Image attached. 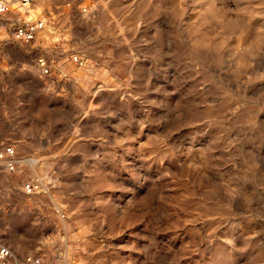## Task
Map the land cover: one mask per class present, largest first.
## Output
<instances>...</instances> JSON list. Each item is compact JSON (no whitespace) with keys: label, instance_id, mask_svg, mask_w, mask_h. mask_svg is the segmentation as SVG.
<instances>
[{"label":"rangeland","instance_id":"obj_1","mask_svg":"<svg viewBox=\"0 0 264 264\" xmlns=\"http://www.w3.org/2000/svg\"><path fill=\"white\" fill-rule=\"evenodd\" d=\"M27 13L48 27L0 49V145L39 163L0 175V239L45 264H264V0Z\"/></svg>","mask_w":264,"mask_h":264},{"label":"built area","instance_id":"obj_2","mask_svg":"<svg viewBox=\"0 0 264 264\" xmlns=\"http://www.w3.org/2000/svg\"><path fill=\"white\" fill-rule=\"evenodd\" d=\"M14 0H0V49L4 42L29 43L38 39L41 33L48 27L44 17L36 15L33 19H22L16 16L17 13L11 11V3ZM25 7H31L34 0H16ZM83 13H90L88 7L82 9ZM13 13L10 18L8 15ZM2 28H6L7 36L1 38ZM73 61L80 66L85 65V60L78 54L72 55ZM40 73L44 77L51 75L52 68L46 58L38 60ZM39 163V159L34 156H21L14 143H4L0 145V175H9L20 172L26 167H33ZM53 188L51 181L44 177H36L23 184V190L28 194L50 192ZM0 264H45V260L38 254L19 255L7 243L0 239ZM55 264H68L66 259H61Z\"/></svg>","mask_w":264,"mask_h":264},{"label":"bare ground","instance_id":"obj_3","mask_svg":"<svg viewBox=\"0 0 264 264\" xmlns=\"http://www.w3.org/2000/svg\"><path fill=\"white\" fill-rule=\"evenodd\" d=\"M14 2H17V3H14ZM30 8V7H29ZM28 7H25V6H23L22 4H20L18 1H16V0H14V1H12V3H11V11L13 12V10L15 11V12H17L19 15H22V16H24V17H26V18H31L32 16H30V15H28V13H27V9H29ZM14 12V13H15ZM16 16H18V15H16ZM21 18V17H20ZM23 19V18H22ZM33 19V18H32Z\"/></svg>","mask_w":264,"mask_h":264}]
</instances>
